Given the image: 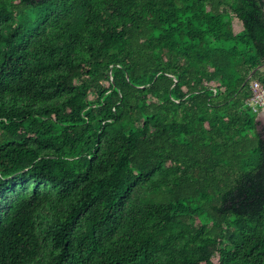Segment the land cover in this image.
I'll return each instance as SVG.
<instances>
[{
	"label": "trees",
	"instance_id": "1",
	"mask_svg": "<svg viewBox=\"0 0 264 264\" xmlns=\"http://www.w3.org/2000/svg\"><path fill=\"white\" fill-rule=\"evenodd\" d=\"M258 66L261 0H0V264H264Z\"/></svg>",
	"mask_w": 264,
	"mask_h": 264
},
{
	"label": "built area",
	"instance_id": "2",
	"mask_svg": "<svg viewBox=\"0 0 264 264\" xmlns=\"http://www.w3.org/2000/svg\"><path fill=\"white\" fill-rule=\"evenodd\" d=\"M251 97L247 103L254 112L258 114L264 113V87L257 80H252L249 84Z\"/></svg>",
	"mask_w": 264,
	"mask_h": 264
},
{
	"label": "rangeland",
	"instance_id": "3",
	"mask_svg": "<svg viewBox=\"0 0 264 264\" xmlns=\"http://www.w3.org/2000/svg\"><path fill=\"white\" fill-rule=\"evenodd\" d=\"M233 29L235 32H237L239 29L240 30L242 29L241 23L239 21H237L236 19H234V21H233ZM263 69H261V70H263ZM258 120L260 121V127L264 128V113L258 115ZM213 260L216 261V257H214Z\"/></svg>",
	"mask_w": 264,
	"mask_h": 264
},
{
	"label": "water",
	"instance_id": "4",
	"mask_svg": "<svg viewBox=\"0 0 264 264\" xmlns=\"http://www.w3.org/2000/svg\"><path fill=\"white\" fill-rule=\"evenodd\" d=\"M36 1H40V0H36ZM261 2H262V8H263V11H264V0H261ZM263 68H264V66H258V67H256V68H254V69L250 72V74L248 75L246 81H248L249 79H251L252 76H253L258 70H261V69H263Z\"/></svg>",
	"mask_w": 264,
	"mask_h": 264
}]
</instances>
